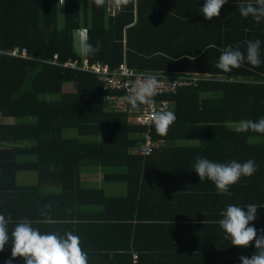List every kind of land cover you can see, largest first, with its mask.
Wrapping results in <instances>:
<instances>
[{"label": "trees", "instance_id": "obj_1", "mask_svg": "<svg viewBox=\"0 0 264 264\" xmlns=\"http://www.w3.org/2000/svg\"><path fill=\"white\" fill-rule=\"evenodd\" d=\"M204 2L128 0L112 17L108 0L99 7L95 0H0V116L13 121L0 122V214L11 217L0 264H25L11 256V232L22 219L41 234L77 235L87 264H136V254L137 264H242L241 256L255 253L254 241L233 246L217 221L227 205L251 203L258 215L249 226L264 229V141L256 140L264 134L235 131L242 120L264 117V20L242 16L237 0L207 20ZM84 29L86 45L99 48L85 57L77 49ZM255 40L259 67L216 68L224 48L246 53ZM86 60L199 80L157 97L171 101L177 119L164 136L152 124V139L161 143L142 155L148 127L136 112L109 108L107 97L124 91L106 88ZM56 93L62 96H48ZM29 118L35 121H22ZM198 157L251 159L257 171L220 194L194 172ZM91 170L104 183L126 185V196L86 186L82 174ZM21 174L36 180L22 184Z\"/></svg>", "mask_w": 264, "mask_h": 264}, {"label": "clouds", "instance_id": "obj_2", "mask_svg": "<svg viewBox=\"0 0 264 264\" xmlns=\"http://www.w3.org/2000/svg\"><path fill=\"white\" fill-rule=\"evenodd\" d=\"M228 0H205L201 8V14L207 20L219 17L222 7ZM105 0H95L97 7L102 6ZM115 6L128 3V0H112ZM240 14L244 17L252 16L259 23L264 20V0H248L245 4L237 0ZM261 41H248L246 53L240 50L239 45L235 48L231 45L224 48L219 56L216 68L229 72L233 68H239L245 61L254 67H259ZM91 45H81L82 54H89L98 51ZM159 83L156 76H150L143 81L138 80L129 90L126 97L128 103L133 108H138L144 104L151 106L152 97L157 94ZM177 117L173 111H156L152 117L158 135H167L169 127L176 121ZM235 131L237 133L256 132L264 134V117L257 121L242 120ZM194 172L199 180H210L216 186L218 193L223 194L229 191L230 186L237 184L241 177H251L257 166L254 160L239 163L235 160L230 163H215L207 158L198 157L194 162ZM247 209V211H245ZM256 204H248L246 208L236 205H227L220 212L222 219L218 220L220 228L226 233V239H230L233 246L240 248L249 247L255 242V253L249 258L241 256L242 264H264V229L257 230L254 226H249L250 222L257 219ZM11 217L6 218L0 214V252L4 251L5 245L9 242L8 225ZM206 221H203L205 223ZM11 256L13 259L23 257L25 264H87V256L80 247V239L72 232H67L65 236L55 233L41 234L38 229L32 227V222L22 219L16 222L11 232ZM11 264V261H9Z\"/></svg>", "mask_w": 264, "mask_h": 264}, {"label": "built area", "instance_id": "obj_3", "mask_svg": "<svg viewBox=\"0 0 264 264\" xmlns=\"http://www.w3.org/2000/svg\"><path fill=\"white\" fill-rule=\"evenodd\" d=\"M123 9V6H115L112 0H108V11L112 17L117 16ZM19 51L14 53V56H18ZM23 57H27V52L24 50ZM58 59L59 57L56 56ZM66 67L78 68V62H67ZM84 68L100 75L101 80L105 83L106 88L111 90L124 91L123 95H111L108 98L110 101V109L123 112H136V120L142 125L148 127V130L144 133L146 142L141 146L140 153L142 155H149L152 153L155 147H157L161 141L154 142L152 139L151 126L153 124L152 117L156 111L168 110L172 108L171 101L167 99L158 100L157 97L165 94H176L180 87L191 86L195 84L198 78H186V77H172L154 75L159 83L157 94L152 97L153 104L151 106L144 105L141 110L129 109V103L126 97L129 95V90L136 84L138 80L143 81L146 78L153 76L152 74L137 73L135 70H131L126 64H123L118 70L112 71L107 64L97 63L94 67H90L89 62H84ZM135 263H138V255H135Z\"/></svg>", "mask_w": 264, "mask_h": 264}, {"label": "crops", "instance_id": "obj_4", "mask_svg": "<svg viewBox=\"0 0 264 264\" xmlns=\"http://www.w3.org/2000/svg\"><path fill=\"white\" fill-rule=\"evenodd\" d=\"M95 175H97L98 177ZM35 180L36 178L32 179V178H27L24 174L20 175V183L22 184L26 182L35 181ZM82 180L88 186H95V188H100V189L105 190L109 197L122 198V197H125L127 194L126 185L104 183L103 173L101 172H95L93 170L85 171L82 174ZM86 210L89 211L88 209Z\"/></svg>", "mask_w": 264, "mask_h": 264}, {"label": "rangeland", "instance_id": "obj_5", "mask_svg": "<svg viewBox=\"0 0 264 264\" xmlns=\"http://www.w3.org/2000/svg\"><path fill=\"white\" fill-rule=\"evenodd\" d=\"M61 2L64 3V0H61ZM62 10H63V5H62ZM63 11H62V13H63ZM63 19H64V15L62 14V16H61V20H62L61 24L64 27V20ZM82 44L83 45H86V32H85V29H84V31H82L80 34L77 35V49H78V52L80 53V55H82L83 57H85L86 55L85 54H82V52L80 51ZM73 86H74L73 84L66 85L65 92L71 91V89L73 88ZM48 96L51 97V98H60L62 95L59 94V93H56V94H51V95H48ZM16 121H18V120H16ZM22 121L23 122H34L35 119L34 118L22 119ZM0 122L13 123V121H9L8 119L3 118L2 116H0ZM67 136L68 137L79 138V134H78L77 130H68ZM91 139H94V138H83V140H91ZM256 140H259L261 142L264 141V139H262V138L256 139ZM95 176H97V175H95ZM86 186H88V185H86Z\"/></svg>", "mask_w": 264, "mask_h": 264}, {"label": "water", "instance_id": "obj_6", "mask_svg": "<svg viewBox=\"0 0 264 264\" xmlns=\"http://www.w3.org/2000/svg\"><path fill=\"white\" fill-rule=\"evenodd\" d=\"M2 59V55H0V60Z\"/></svg>", "mask_w": 264, "mask_h": 264}]
</instances>
